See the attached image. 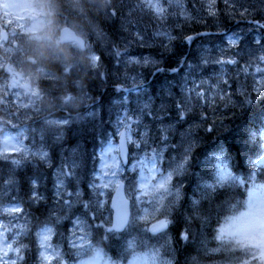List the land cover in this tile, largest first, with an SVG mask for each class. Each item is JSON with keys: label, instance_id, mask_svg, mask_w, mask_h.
I'll return each mask as SVG.
<instances>
[{"label": "snow or ice", "instance_id": "1", "mask_svg": "<svg viewBox=\"0 0 264 264\" xmlns=\"http://www.w3.org/2000/svg\"><path fill=\"white\" fill-rule=\"evenodd\" d=\"M237 2L239 9L242 10L241 15L249 14V9H257L258 5L264 6V0H257V3L252 4L246 3V0L245 2L237 0ZM213 6L214 0H208L206 8L200 0H192L191 15L206 12L207 15L214 16ZM125 7L128 8L127 15L124 12ZM173 7L182 8V5L179 0H176L175 4L173 0H137L136 4L127 6L116 3L107 13L101 39V41L106 40L109 34L111 35L112 45L109 48V55L110 64L112 61L115 62L112 65L114 72L111 69L107 72L100 71L102 54L98 55L95 51L91 58L93 70L90 82L78 101L77 108L73 110L65 105L58 115L51 116L46 123L33 120L28 126L10 125L7 128H0V213L4 215L18 218L14 214L23 212L18 202L17 189L30 196V202H42L46 199L41 197L38 191L39 176L25 175L21 171L29 166L30 158H34L40 166H51L52 155L59 151L61 157L54 174L52 196L48 203H41L44 209L41 215L47 213L43 227H40L36 233L39 238L41 264H53L54 258L59 260V264H66V261L59 259L60 252L52 249L49 244L54 234L53 226L69 225L78 227L81 231H84L85 227H90L91 222L96 219V213L104 204V201L100 199L105 195L103 190L111 186L118 172H131L129 188L134 189L138 184L139 189H147L145 195H151L155 200L152 211L163 218L157 219L152 225L153 233L165 229L170 222L169 211H175L177 205L184 207L185 201L189 205L186 211L192 223L195 224L201 217V199L182 198L183 180H188L189 186L194 187L193 197H201L206 193L200 192L199 181L211 171L210 168L205 169V164L211 165L215 160L216 177L222 178L226 174L228 166L222 154L208 156L205 153L203 162L198 155L199 138L193 132V128L198 129L206 123V117L196 109L202 99L207 100V92L203 87L205 81L201 79L197 84V79L208 73L209 59L198 52L185 51L182 46H178L177 41L179 45H183L185 42L191 44L194 40L192 36L183 35L187 30L183 22L174 23L170 20ZM133 17L136 18L135 32L129 31L133 27ZM145 20L148 23L154 21L155 24L161 26L163 22L173 24L172 30L176 32V35L162 31L150 33L146 24L142 26V21ZM177 20H179V14H177ZM257 26L264 28V25ZM125 32L132 37L131 41L126 37L123 40L120 39L124 37ZM202 35L210 36L207 33ZM224 36L229 45L239 46L236 55L245 53L254 58L257 63H264V34L232 33L229 35L225 33ZM156 37H162L158 46L155 45ZM132 42L137 43L141 49L148 48L150 54L129 52L127 49L131 47ZM257 52L260 54L256 55ZM156 53L159 54L158 59L155 58ZM241 58L244 57L241 56ZM216 63L223 67L225 62L216 61ZM227 63H236V61L230 60ZM161 64L166 67H160ZM173 65L178 67H173ZM148 66L154 68L157 73L171 72L173 74L171 79H168L166 75L164 83L154 89L151 94L149 89L152 85L148 83L147 77L137 72V68ZM121 68L126 70L125 82L131 80V87H123L120 83ZM257 71L261 69L257 68ZM181 73L183 76L178 80L177 77ZM112 76H116V91L121 93L123 99L112 102L118 107L115 124L120 137V145L118 155L111 156V163L108 164L104 161V157L114 149L111 142L107 140L111 134L107 132L106 125L112 122V113L108 112L109 119L106 122L103 118L104 108L96 81L103 84ZM173 81L176 82L173 83ZM189 84L192 87H187ZM223 86H227L226 80ZM177 87L180 88V93H175L174 90ZM185 90L187 91L186 96L183 95ZM251 91L256 92L257 95L252 97L250 92H241L240 96L243 99L237 98L236 102L246 112L259 106L261 114H264V87L252 88ZM131 93H136L137 108L131 107ZM176 95L182 98L177 100ZM141 97H147V102L139 107ZM156 99L160 101L158 108L154 104ZM86 100L91 101V105H86ZM150 105L152 109L146 113L145 109H148ZM156 112L164 115H155ZM149 117L152 118L149 123H144V120ZM133 125L137 129L135 135L138 139H133ZM141 128L142 131H140ZM120 129L123 130L120 131ZM207 131H212V128H208ZM73 139L77 142L74 146H70L69 141ZM81 140L85 145L91 141L92 152H88L86 147L81 148ZM97 141L100 146L99 156H97ZM128 144L132 145L131 149L125 147ZM217 147L219 146L213 145L206 152L215 153ZM230 147L235 150V156L241 160L247 156L249 151L246 144L243 146L232 144ZM130 151L133 153L131 160L128 156ZM140 152L144 155H138ZM173 153L176 155L172 156ZM165 156L169 158L167 171L162 168ZM89 161L92 164L91 168ZM98 161L101 163L100 171L96 169ZM146 163L148 175H145ZM198 170L202 175L197 176ZM123 179L121 177V181ZM105 180L108 182H104ZM122 187V182L116 183L118 191ZM136 199L138 200L139 197L137 196ZM112 204L113 208H117L115 199ZM124 204L125 202L121 201V206L117 208L116 228L124 227L129 223ZM147 215L145 209V215L133 217L132 221L135 222L137 218L144 221ZM49 221L53 226H49ZM9 231L10 229L4 227L3 221L0 220V264L24 262L23 253L27 251V248L17 239L20 232L16 231L9 237L7 235ZM190 235L195 234L190 231L182 232L180 239L187 240ZM73 247L77 246L73 245ZM100 261L101 257L98 254L95 262H85V264H99ZM102 264H112V262L103 260ZM150 264H173V262L170 259H160L158 250L153 249Z\"/></svg>", "mask_w": 264, "mask_h": 264}, {"label": "trees", "instance_id": "2", "mask_svg": "<svg viewBox=\"0 0 264 264\" xmlns=\"http://www.w3.org/2000/svg\"><path fill=\"white\" fill-rule=\"evenodd\" d=\"M129 0H105V4L99 8L93 4H82L80 11H77V15L72 13L69 6L62 7L55 15L56 20H59V28L67 24L70 19L76 17L77 21H81L84 30L88 37V41L91 44L93 53L101 55V72H107L111 69L114 72V61L111 62L109 55V48L112 45V38L109 34L108 39L102 40V35L105 28V20L107 13L111 11V8L117 3L125 5ZM201 3L207 6L208 0H200ZM245 2V0H240ZM246 3H257V0H246ZM192 0H181L182 8L173 7L171 9L172 15L170 20L174 23L183 22L186 25L187 30L183 33L186 36H192L194 42L188 44L185 42L182 46L185 51H193L201 53L205 47H217L218 44L226 42L225 33L231 35L232 33H243L250 35L264 34V28H260L257 25H264V6H259L257 9H249V14L241 15V9H239L237 0H214L213 12L214 16H209L205 13H199L191 15ZM132 5V4H131ZM64 6V5H61ZM126 6V5H125ZM186 10V12H185ZM125 14L128 13V8L124 9ZM177 14H179V20H177ZM155 22L148 23L147 20L142 21V26L146 24L150 33L154 34ZM168 23V22H167ZM133 27L136 24V18H132ZM89 26V27H88ZM173 24L168 23V34L175 36L176 32L172 30ZM132 32V28L129 29ZM210 34V36H203L202 34ZM97 34V37L94 36ZM132 40L128 33L125 32L124 37H120ZM161 39V38H160ZM159 40L155 39V45L158 46ZM108 42V43H107ZM62 47H59L58 59H45V66L54 73L52 77L45 81L38 82L40 92L43 93L44 98L42 103L38 105V111L42 110L33 120H40L42 118L58 115L60 109L65 107L60 105L62 102V95H72L82 97L86 91L90 82V76L93 70L92 62L83 61L79 59V51L73 58L66 56L62 51ZM239 49V46H238ZM129 52H136L137 54L143 53L149 55V49H141L137 43L132 42L131 47L127 49ZM155 58H159V54H155ZM160 67H166L161 64ZM173 67H178L173 65ZM137 72L147 77V81L152 88L149 89V93L158 88L164 83L166 75L168 79H171L172 73L168 72L157 73L154 68L148 66L146 68H137ZM123 71L119 74V80L123 87H129V82H125L122 79ZM133 75L135 73H132ZM183 74V73H181ZM179 77L177 79L179 80ZM116 76L109 77L106 83L101 84L100 81H96V87L99 89V96L103 103L104 108V120L107 122L109 109L113 112V101L120 98L121 93L116 91L115 85ZM176 81H173L175 83ZM175 93L179 91V87L175 90ZM59 96V98H57ZM255 97V95H251ZM122 97V95H121ZM237 98L243 99L242 96L237 93H231L228 98H224L223 101H218V109H214L208 113L204 110V107H197V111L206 117V123L202 126L210 124L212 131L210 133L195 132L199 138V150L198 155L200 160H205V153L208 156L222 154L225 163L228 166L226 174L222 178L216 177V169L214 167L216 161L213 160L211 165L205 164V169H211L209 174L204 175L203 179L199 181L200 192L206 193L201 197H193L194 187L189 186L188 180H183V188L181 189L182 198L201 199L202 209L201 217L197 219L193 224L188 217L186 211L187 201L185 206H176L175 211H169L168 219L170 221L169 229L160 236H152L148 233V230L143 231L141 227H138L139 232L136 237L138 246L142 250L153 251L152 245L158 250L160 259L172 260L173 264H263V261L257 260L253 255L247 256L243 253L242 249L237 247L234 242L224 237L221 233L222 228L231 215L236 214L244 206V197L246 193L247 185L255 181L257 183H264V165L259 164V158L262 155L264 148V114H261L260 107L257 106L254 110L246 112L240 108L236 102ZM55 101V102H54ZM159 101V99H156ZM47 102H58L61 108H45L43 105ZM91 105V101H89ZM48 105V104H47ZM34 114V113H33ZM32 114V115H33ZM31 115V117H33ZM35 116V115H34ZM231 116V117H230ZM217 122V127L213 124ZM107 126V125H106ZM263 132V133H262ZM76 140H70V146L76 144ZM81 148L86 147L88 152H92L93 145L91 141L87 145L80 141ZM236 144L239 146L247 145L249 151L247 156L243 160L235 156V150L230 145ZM213 145L219 146L216 152H206L207 149ZM99 141H97V147ZM155 147V146H152ZM176 154L173 153L172 156ZM59 151L55 155H52L51 166H40L37 161L35 163L30 162L27 168L21 169L25 175L34 176L36 173L40 176L39 194L41 197L46 198L42 202H30V196L24 194V191L17 189L18 199L25 205V211L32 218V226H37L47 216L44 209L41 207V203H48L52 190L46 185L45 179L51 178L52 169L60 164ZM89 167H92L91 161H89ZM38 168L35 172V169ZM163 170L167 171L169 168V158L164 157ZM202 175L198 170L197 176ZM45 178V179H44ZM129 178L125 180L129 183ZM175 180V177H174ZM128 185V184H127ZM256 185V184H253ZM133 200V198H131ZM133 204V202H132ZM37 209H40L39 211ZM132 218L136 217L134 204L132 206ZM163 218L158 213H150L145 224H150L156 219ZM133 222V221H132ZM191 225V227H190ZM67 226V225H65ZM185 231H190L195 235H190L187 240L180 239V234ZM134 231L127 230L124 234L120 235L127 237ZM102 239L96 240L98 246L105 247V249L112 255L118 253L121 247L113 243L112 237L114 235L106 233L105 230L99 231ZM131 233V234H130ZM152 239H149V238ZM33 242L28 240L26 246V259L33 258L31 251H33ZM125 249V247L123 246ZM246 253V252H245Z\"/></svg>", "mask_w": 264, "mask_h": 264}, {"label": "rangeland", "instance_id": "3", "mask_svg": "<svg viewBox=\"0 0 264 264\" xmlns=\"http://www.w3.org/2000/svg\"><path fill=\"white\" fill-rule=\"evenodd\" d=\"M104 1L105 0H0V35L2 30L8 31V36H6L5 40H1L0 38V104L4 102L9 106L8 110L13 111L12 118H14V121L15 118L22 117L28 120L29 114L32 115V113L35 112L36 117L42 111H37L38 102L42 100V95L37 83L43 79H47L49 76L42 62L47 58L58 59L61 53L57 46L55 48L57 44L55 37L60 29L58 25L59 20H56L55 13L62 7L69 6L72 8V13L77 15L76 11H79L82 4L85 2L101 8L105 4ZM122 1L123 0H121V2ZM136 3L137 0H129L125 5H134ZM173 3L175 4L176 0H173ZM179 3L181 4V0H179ZM68 23L69 26H74L81 35L86 36L83 23L77 21L76 17L70 19ZM6 25H8V28H6ZM156 31L168 33V23L163 22L162 26L160 24H155L154 33ZM132 32H135V27H132ZM94 36L97 37V34H94ZM130 38L132 39V37ZM160 38L162 37H156V40ZM88 47L91 49L90 51L79 54V59L83 61V66L86 64L85 61H92L91 58L93 54L90 43ZM237 51L238 46L229 45L226 39L225 43L218 44L215 48L205 47L200 53L209 59L208 73L197 79V84L200 83L201 79L205 81L203 87L207 92V100L205 101L202 99L201 102H207V107H205L204 110L208 113L214 110L213 103L215 101H223L224 98H228L231 93L240 95L241 92L247 91L250 92L251 95L253 94L256 96L257 93L252 92L251 89L264 87V63H257L254 58L247 56L245 53L236 55L235 53ZM64 52L69 58L74 56L73 47H66ZM77 53L78 51L76 50V54ZM259 54V52L256 53V55ZM241 56L244 58H241ZM230 60L236 61V63H227V61ZM216 61H223L225 63L223 67H221V64L216 63ZM257 68H260L261 71H257ZM121 70L124 73L122 79L125 80L126 70L123 68H121ZM182 76L183 74L180 75V77ZM218 77L219 79H217ZM225 80L227 81V86L222 87ZM128 82L129 87H131V80H128ZM187 87L192 86L189 84ZM183 95H187L186 90ZM9 97H11V99H8ZM221 97L224 98L221 99ZM57 98H59V96ZM80 98L79 96L62 95V102L60 105H67L74 110L78 107ZM181 98L180 95L175 96L177 100ZM121 99L123 98L120 95V98L114 101H119ZM130 99L132 100L131 107L137 108L136 93H131ZM146 102L147 97H141L139 107H142ZM85 104L90 105L89 100H86ZM154 104L158 108L160 101L154 100ZM60 105L58 102L52 104L47 102L43 106L47 109L63 107H60ZM108 109L112 113V122L106 126L107 132L111 134L107 137V140L111 142L114 151L107 153L104 157V161L110 164L111 156L118 155L119 135L115 124L118 107L113 104V112L112 109ZM151 109L152 105H150L148 109H145V112L147 113ZM89 110H91V108H89ZM154 114L164 115L158 112ZM151 119L152 118L149 117L144 120V123H149ZM46 122L47 120L45 123ZM213 124L217 127V122H213ZM208 128H211L210 124L206 125V127L201 126L198 129L193 128V132L199 133L200 129L201 132L210 133L207 131ZM121 130L123 129H120V131ZM142 130L141 128L140 131ZM136 131L137 129L135 125H133V139H138V136L135 135ZM37 146H39V144H37ZM129 147L131 149L132 145L129 144ZM99 149L100 146L97 147V156L100 154ZM132 154L131 151L130 160ZM148 154L149 156L151 155L150 151ZM138 155L143 156L144 153L140 152ZM30 160L34 161L33 158H30ZM258 163L264 165V148ZM57 168L58 166L52 169L51 178H44L46 185L53 191L55 182L54 174ZM147 168L148 165L146 163L145 175H148ZM96 169L98 171L101 170V163L99 161L96 164ZM131 176V172H118L111 186L103 190L105 195L100 197V199L104 201V204L96 213V219L91 222L90 227H85L84 231H81L78 227L70 226L63 234L57 235L56 232H59L58 227L53 226L51 223L49 224V226L54 227V234L49 244L52 249H56L60 252L59 259L66 261L67 264L95 262V258L98 255V253L95 254L97 252L95 248L90 247V253L88 256L84 257V246L88 241H91V243H98L94 239V229L97 228L102 231L110 226L112 215L110 211V200L115 190L116 183L121 181V177L124 178L123 181L125 182L127 196L133 198L132 202L135 207L136 217L145 215V209L148 215L153 212L152 209L155 206V200H153L151 195H145L144 193L147 189H139L138 184L134 189H130L129 183H127L125 179ZM104 182L108 181L105 180ZM246 193L248 194L244 197V206L241 207L239 212L229 217V221L224 225L221 233L224 234V237L234 242L237 247L241 248L246 256L247 254L250 256L253 255L257 260L263 261L264 264V183L251 182L249 186L247 185ZM137 196L139 197L138 200L136 199ZM73 199H75V197H73ZM14 215L18 218L0 213V220L3 221L4 227L10 229L7 235L11 237L16 231H19L22 237L26 234H33L36 239L37 248H39V238L36 233L44 224L37 227L34 233H32L30 231L31 220L28 217L29 214L23 210L21 214ZM147 218L148 217H146L144 221H140L137 218L135 222L129 225V229L134 232L132 234L130 233L131 235L127 237L119 238L121 245L124 246L125 249L123 248L121 252V258L112 264H129V262H132V264H150L152 251L140 249L137 243L139 238L136 237L139 232L138 227L146 228L148 226L147 224L144 225V223L147 222ZM73 245H76L78 248L73 247ZM152 249H155L154 245H152ZM99 256L102 257L101 254H99ZM103 260H101L99 264H102ZM17 264H25V261H18ZM38 264H41L39 253ZM53 264H59V260L54 258Z\"/></svg>", "mask_w": 264, "mask_h": 264}, {"label": "water", "instance_id": "4", "mask_svg": "<svg viewBox=\"0 0 264 264\" xmlns=\"http://www.w3.org/2000/svg\"><path fill=\"white\" fill-rule=\"evenodd\" d=\"M60 42H61V44L77 42L81 45L82 49H84V40L81 37L77 36L76 33L70 28H64L61 31ZM119 145H120V141H119ZM125 147L128 148V145H126ZM128 155H129V153H128ZM113 199H115V201H116L117 208H119L121 206V201L125 202L124 207L127 210L128 216L130 218V202H129V200H127L126 195H125L124 183H123V187L119 191L116 189V192L113 196ZM113 199H112V202H113ZM111 208L113 209L114 215H113V224H112V227L110 230H115V231L121 232L125 229L127 224L124 227L116 228L115 224L117 222V208H113V204H111ZM152 225L149 228L151 233H153L151 231ZM167 227H168V225H167ZM167 227L165 229H167ZM165 229H163V230H165ZM163 230L158 231V232L153 233V234H158V233L162 232Z\"/></svg>", "mask_w": 264, "mask_h": 264}, {"label": "flooded vegetation", "instance_id": "5", "mask_svg": "<svg viewBox=\"0 0 264 264\" xmlns=\"http://www.w3.org/2000/svg\"><path fill=\"white\" fill-rule=\"evenodd\" d=\"M6 26H8V25H6ZM2 107L0 106V109H1ZM67 264V263H66Z\"/></svg>", "mask_w": 264, "mask_h": 264}, {"label": "bare ground", "instance_id": "6", "mask_svg": "<svg viewBox=\"0 0 264 264\" xmlns=\"http://www.w3.org/2000/svg\"><path fill=\"white\" fill-rule=\"evenodd\" d=\"M108 43V42H107ZM231 117V116H230ZM263 133V132H262Z\"/></svg>", "mask_w": 264, "mask_h": 264}]
</instances>
